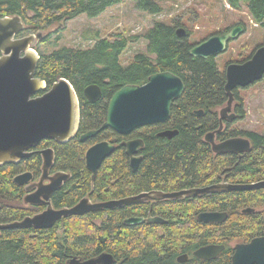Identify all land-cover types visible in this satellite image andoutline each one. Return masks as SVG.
Here are the masks:
<instances>
[{"label":"trees","instance_id":"16d2710c","mask_svg":"<svg viewBox=\"0 0 264 264\" xmlns=\"http://www.w3.org/2000/svg\"><path fill=\"white\" fill-rule=\"evenodd\" d=\"M120 1L0 0V17L20 15L26 24V33L63 23L80 14L96 17ZM136 1L138 9L152 14L160 11L151 0ZM238 1L229 0L233 6ZM242 1L246 3L252 19L263 25L264 0ZM177 27L155 22L145 35L147 54H137L127 66H122L119 61V55L127 45L125 37L111 41L100 38L89 49L62 47L48 54H40L37 46L40 59L35 74L45 81L48 88L63 77L81 95L83 87L97 83L101 85L104 99L124 84L141 85L149 75L160 71H171L184 82V90L172 105L165 122L167 126L176 128L177 134L170 139L146 138L142 160L135 171L129 166L124 148L118 147L113 155L104 159L90 187V173L83 159V143L76 137L59 145L53 170L70 171L71 180L55 192V207L71 206L90 191L91 200L106 201L142 191L202 187L210 180L206 175L207 169L211 168L213 172L218 161H213L211 155L217 159L229 156L215 154L206 146L201 134L208 117H196L194 112L198 107L220 103L224 73L218 69L214 59L192 56L189 53L193 45L188 41L189 31L186 30V36L178 37L175 33ZM60 28L58 26L56 31ZM103 99L88 103L82 97L79 132L101 126L105 117ZM110 131L101 130L96 137H110ZM252 138L251 150L228 171V178H239L235 183L264 179V136L253 135ZM37 164L38 158L31 157L0 166V223L20 220L30 214L22 207L21 190L11 179L19 172L34 169ZM256 192L264 196V188L223 194L220 205L237 207L242 199L247 201L250 194ZM211 196L214 195L152 203V215L161 216L166 220L164 224L125 225L123 220L127 217L145 216L150 203H139L64 217L47 229H3L0 231V264H66L72 256L88 259L103 252L110 253L115 264H228L224 251L212 260H203L192 254L197 248L209 244L211 239L209 227L195 217L206 210L208 203L218 204ZM95 219L100 221L95 222ZM263 224L262 220L251 221L245 237L257 234L264 228ZM226 226L223 224L216 229L233 232ZM183 253L188 255V259L179 263L177 256Z\"/></svg>","mask_w":264,"mask_h":264},{"label":"water","instance_id":"95a60500","mask_svg":"<svg viewBox=\"0 0 264 264\" xmlns=\"http://www.w3.org/2000/svg\"><path fill=\"white\" fill-rule=\"evenodd\" d=\"M63 23L53 24L44 29L21 35L26 24L20 15L13 14L0 17V166L18 163L29 157L28 151L36 147L44 139H54L63 143L72 138L78 128L79 104L72 84L63 77L58 78L49 89L45 81L36 76L40 55L36 48L38 41H43ZM53 28V29H52ZM244 25L239 23L193 44L189 53L194 57H215L227 49V44L244 33ZM178 37L186 36V29L178 26L175 29ZM264 76V44L257 47L249 59L243 62H230L225 68V90L229 94L227 107L220 111L223 116L229 109L233 99L232 90L249 86ZM184 90L183 80L171 71H160L148 76L145 83H127L117 89L110 97L106 117L100 129L91 130L81 135L83 141L94 136L99 130L110 128L120 135H126L136 128L165 121L170 112L172 100L180 97ZM85 97L92 103L102 96L97 84H89L84 88ZM41 93V94H40ZM234 115H229L232 120ZM176 130L164 131L162 136L172 138ZM210 142V138L206 136ZM139 140L124 141L129 156V166L135 171L141 156L135 155L140 146ZM214 153L232 152L241 154L249 150L250 141L244 137H234L215 143L211 141ZM116 140L100 141L91 145L85 152V167L93 182L96 173L105 158L116 150ZM41 154V174L32 185L25 187L22 201L24 206L45 204L43 211L20 220L0 223L3 229L34 228L47 229L53 227L62 218L72 215H85L104 209H113L130 204L154 203L174 199H186L203 194L248 191L264 188V179L244 183H219L203 187H189L174 191L150 190L125 196L118 199L93 202L89 193L71 206L55 208L51 202L52 194L61 189L71 179V172L58 170L50 173L54 166L55 152L48 147L39 151ZM12 182L25 185L32 181L29 171L12 176ZM247 208L245 211H251ZM225 213L203 211L197 214V220L203 223L222 222ZM125 225L141 223L164 224L166 220L158 215L130 216L123 220ZM223 245H203L194 250L193 255L203 260L214 259ZM188 259L186 253L177 256L179 263ZM66 264H115L114 257L107 252L83 259L70 257ZM230 264H264V236L253 238L247 244H238Z\"/></svg>","mask_w":264,"mask_h":264},{"label":"rangeland","instance_id":"374dc122","mask_svg":"<svg viewBox=\"0 0 264 264\" xmlns=\"http://www.w3.org/2000/svg\"><path fill=\"white\" fill-rule=\"evenodd\" d=\"M151 1L160 9L156 14L138 9L136 0H121L107 7L96 17L80 14L66 19L62 28L50 33L45 38L46 41H38L37 49L40 54H48L62 47L89 49L97 39L106 38L111 41L125 37L127 45L120 53L119 61L122 66H127L137 54H147L145 35L155 22L184 27L189 31V43L194 44L212 34L225 31L236 22L243 21L244 33L231 41L227 49L214 59L221 71L225 62L244 59L257 44L264 42V20L263 25L256 23L242 0L234 6L229 0ZM32 32L35 31L22 32L21 35ZM253 84L239 92L245 104L244 117L235 121L231 129L237 127L264 136V76ZM263 204L264 201L261 205ZM99 221L95 219V222Z\"/></svg>","mask_w":264,"mask_h":264},{"label":"flooded vegetation","instance_id":"af4514ba","mask_svg":"<svg viewBox=\"0 0 264 264\" xmlns=\"http://www.w3.org/2000/svg\"><path fill=\"white\" fill-rule=\"evenodd\" d=\"M239 23L244 25V30H245V24H244L243 21L236 22L232 26H235V25H237ZM232 26H230V27H232ZM232 41H234V40H232ZM194 44H196V43H194ZM262 44H264V42L260 43V44H257L254 47V49H252V51L244 59L225 62L223 64L224 69L221 70L224 73V82H223V86H222V97H221L220 103L216 104V105H212L211 104V105H209V107H204V106L203 107H198L194 111L196 117H201L203 115H207V117H208V119L206 121V126L204 128V131L201 134V138H202L203 142L206 143V146L210 148V150L212 149L211 141H214L215 143H220V142L226 141V140H228L230 138H234V137H244V138H247L250 141L249 150L244 152V153H241L240 155L236 154V153H232V152H225V153H221L220 155H229V156H220V159H217V156H215V155H211V159L213 161L218 160L219 162L217 161V164L215 165L213 172H212L211 168L207 169L208 171L206 172V175L208 177L210 176V180H208L207 184L203 185V186H210V185L219 184V183H235L236 179H239V178H237V177H234V178H230L229 177L228 178L227 177L229 175L228 171H231L232 167L235 166V164L239 160H241V159L243 160V157L251 150V147H252V144H253L252 136L253 135H259L255 131H250V130L246 131V130H243V129H240V128H237V127L231 129V126L235 123V121H239V120H241L244 117V106H245V104H244L243 98L240 96V93H239L240 90L241 89H247V88L251 87L254 84H252L250 86H246V87H237V88L233 89L232 90L233 99H232V102L230 104V109L223 116H221L220 111L223 108L227 107L228 101H229V94L225 90V83H226L225 68H226V66L230 62H243V61L249 59L250 56L252 55V53L254 52V50L257 47L261 46ZM215 57H208V58H205V59H210V58L215 59ZM104 82H107V80H105ZM91 84H97V83H91ZM97 85L101 88V85H99V84H97ZM85 87H83L81 95H80V93H77L75 91L76 95H77L78 104H79V122H80V109H81L82 97H83V99L86 100V102L92 103L85 97V94H84V91H83ZM49 88L47 87V84H46V89H49ZM101 91H102V88H101ZM112 94L107 95L103 99V91H102V96L98 100V101H100L101 99H103V102L105 103L104 104L105 105V117H106L108 101H109L110 97L112 96ZM177 99L172 100L171 107H170V112H171L172 105L174 104V102ZM170 112H169V116H170ZM229 115H234L232 120L229 119V117H228ZM169 116H168V118H169ZM105 117H104V120H105ZM104 120H103V122H104ZM166 120L163 121V122H157V123L149 124V125H146V126H143V127H140V128H136V129L132 130L130 133H128L126 135H120V134L114 132L113 130H111L110 128H106V129H110L111 130L110 133L112 134V136L105 137V138L104 137L97 138L96 134L99 133L101 130H104V129H101L94 136L89 137V138H87V139H85L83 141L80 140L81 135H83V134H85V133H87L88 131H91V130L100 129L101 126L99 128H96V129H89V130H86L84 132H79L78 131L79 123H78V128H77L76 134L72 138H70L68 141H66V142L58 143L54 139H44V140L40 141V143L36 147H32V148H30L28 150V151L32 152V154L29 157L24 158V159H28V158H31V157H37L38 158V164L35 166L34 169L25 170V171L31 172L32 181L27 183V184H25V185L18 186L20 188V190H21V195H20L21 196V205L25 209H28L29 213H30V214H27L25 216H31V215H34L36 213H39V212L43 211L45 209V207H46L45 204H41V205H33V204L31 205L30 204L28 206H24L23 201H22L23 195L26 192L25 191V187L27 185H32V183L36 182L38 180L40 174H41L40 166H41L42 160H41V154L39 152L40 150L48 148V147H51V148H53V150H54V152L56 154V148L60 147L59 145H61V144L64 145V144L68 143L71 139H74V138L77 137L78 141L83 143V148L85 147L84 151H83V159H84L86 150L91 145H93V144H95L97 142H100V141H104V140L105 141H109V142H111L112 140H116V144H117L116 149L118 147H123L124 151H125V154L127 155L126 147L124 145H121V143L124 142V141L139 140V141H141L140 142V146L137 148V152H136L135 155L141 156V160H142V151L145 148V144H146L145 139L146 138H149V137H152V136H156V137H159V138H167L166 136L160 135V133H162L164 131H173V130L177 131V129L174 128L173 126H167L166 123H165ZM206 136L208 138H210V142L206 139ZM86 144H88V145H86ZM114 152L111 155H113ZM127 158H128V162H129V156L128 155H127ZM24 159H22V160H24ZM84 164H85V162H84ZM22 172H24V171H22ZM53 172H56V171H54L53 167H52L50 173H53ZM241 177H244V175L241 174ZM70 180L67 183H69ZM67 183H65V185ZM91 184L92 183H91V179H90V187H91ZM65 185L61 189H63L65 187ZM61 189H59V190H61ZM59 190H57V191H59ZM55 192L51 196V202H52L53 206H54L53 196H54ZM234 192L233 191H226V192H216L214 194L209 193L211 195H214V196H211V198H212L213 201H217L218 204H210V203H208L207 204V208H206L205 211L225 213L226 217H225V219L222 222L203 223V222L199 221L201 224H205V225H207L209 227L208 234L211 235V239L209 240V244H206V245H210V244L223 245L224 246L223 250L215 258L220 257L221 256L220 254L224 251V252L227 253V259L229 260L228 264L231 263L232 255L234 254L235 247L238 244H247L255 237L264 236V228H261L259 230V232H257V234H254V235H252L249 238L245 237V233H246L247 227H249L251 221H253V220H262V221H264V204L261 205V203L264 201V196L261 193L256 192L255 194H253V193L250 194V196L248 197V200H247L248 202L246 201V198L242 199V202L240 204H238L237 207L220 205V203H221V199L220 198L225 196L223 194L234 193ZM83 196L84 195H82V197ZM92 201L95 202L94 200H92ZM213 201H209V202L213 203ZM246 207L251 208L252 210L251 211H245ZM55 208H60V207H55ZM150 208H151V204H149V207L147 209V212H146L145 216H147L149 214V212L152 215V212H151ZM201 212H203V211H201ZM195 217H196V220H197V214H196ZM223 224H227L226 227H228L230 229H233V232L229 233L228 229L226 231H224L222 229H216V228H218V226H221ZM263 227H264V224H263ZM159 229H157L158 232H159ZM160 232H161V230H160ZM192 254H193V251H192Z\"/></svg>","mask_w":264,"mask_h":264},{"label":"bare ground","instance_id":"6f19581e","mask_svg":"<svg viewBox=\"0 0 264 264\" xmlns=\"http://www.w3.org/2000/svg\"><path fill=\"white\" fill-rule=\"evenodd\" d=\"M52 79V78H51ZM33 167V166H32ZM178 237V236H177Z\"/></svg>","mask_w":264,"mask_h":264}]
</instances>
